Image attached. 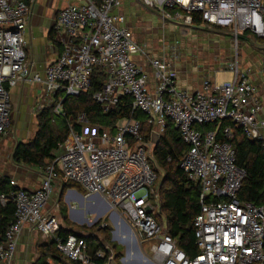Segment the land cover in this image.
I'll return each instance as SVG.
<instances>
[{
  "label": "built area",
  "instance_id": "built-area-1",
  "mask_svg": "<svg viewBox=\"0 0 264 264\" xmlns=\"http://www.w3.org/2000/svg\"><path fill=\"white\" fill-rule=\"evenodd\" d=\"M69 1L57 12L54 23L59 55L40 73L33 72L26 61L24 31L30 5L0 0V141L11 118V88L20 83L36 85L39 100H46L54 114L63 115L62 101L88 93L93 70L101 68L105 81L92 99L103 113L129 97L132 112L146 116L151 132L161 136L167 120L178 130L187 148L179 169L200 190V209L193 220L197 254L191 256L180 249L177 240L151 215L156 208L159 212L156 172L151 165L154 145L150 135L144 140L140 122L130 118L101 132L92 129L86 137L83 133L88 129L81 133L70 130L58 144V154L39 168L42 176L36 189L9 181V189L0 192V206L12 203L14 219L0 234V264H14L25 229L54 242L59 258L47 257L46 264H62L61 256L72 264H127L108 243L91 248L80 235L59 236V204L47 210L53 181L78 185L85 198L99 197L107 210L99 212L101 208L94 204L96 214L91 223L86 222L98 224L105 214L113 218L116 238L139 246L141 264H264V205L239 200L246 171L238 166L230 142L233 128H237L247 139L258 142L264 153V117L249 71H242L236 58L227 65L231 81L218 83L205 77L198 89H182L176 84L175 63L180 59L176 46L163 48L160 55H148V44H137L125 25L121 0ZM137 1L163 22L228 31L235 44L240 35L264 38V0ZM137 57L148 59V71L137 64ZM224 121L228 124L218 135ZM76 124H88L86 116L80 114ZM211 124L217 129H198ZM106 227V223L99 224V229ZM145 244H149V256L142 252Z\"/></svg>",
  "mask_w": 264,
  "mask_h": 264
},
{
  "label": "trees",
  "instance_id": "trees-1",
  "mask_svg": "<svg viewBox=\"0 0 264 264\" xmlns=\"http://www.w3.org/2000/svg\"><path fill=\"white\" fill-rule=\"evenodd\" d=\"M194 23L198 25V22ZM104 81L105 75L102 69L95 68L91 77L90 91L86 94L81 93L74 97L65 98L61 104L63 115L54 114L53 107L43 109L36 116L37 130L33 138L27 142H18L15 145L11 154L13 163L38 168L45 167L53 159V152L57 149L58 144L67 138L70 130L76 133L82 132V126L76 124V119L80 114H84L88 126L98 132L106 128H113L123 120L136 119L141 124V134L144 140H147L151 132V126L147 124V118L143 113L139 111L132 112L129 97L121 98L116 107L109 113H103L100 106L94 102L92 94L101 89ZM227 124L225 121L221 123L218 135H220V129ZM215 128L216 124H211L203 126L202 130H215ZM230 142L236 151L238 166L246 171V178L238 195L239 200L250 202L256 206L264 205V153L259 143L247 139L237 128H233V138ZM186 149L178 130L174 128L173 122L167 120L159 143L152 150L154 162L151 165L156 172L154 189L159 202L157 222L177 240L180 249L188 255L194 256L197 254V249L193 220L200 209V190L197 185L187 181L185 175L179 169V163ZM161 174V182L157 188ZM9 181L8 177L0 174V192L9 189ZM63 188L64 190L77 189L82 192L80 187L72 182H66ZM59 202V212L62 210L66 215V207L62 204L61 199H59ZM13 219L14 206L12 203L4 207L0 206V234L4 232ZM99 230L104 231L106 239L109 240L107 232L110 228L106 227ZM67 233H69L67 230L61 228L59 236L64 237ZM84 238L89 247L96 248L93 247L96 246L93 236ZM101 245L99 243L98 247ZM37 249L39 258L33 264H46V262L40 263L39 259L41 258L44 260L47 257L56 260L59 258L54 242L38 245ZM120 257H122V254L117 252V258Z\"/></svg>",
  "mask_w": 264,
  "mask_h": 264
},
{
  "label": "rangeland",
  "instance_id": "rangeland-1",
  "mask_svg": "<svg viewBox=\"0 0 264 264\" xmlns=\"http://www.w3.org/2000/svg\"><path fill=\"white\" fill-rule=\"evenodd\" d=\"M130 0H121V9L124 5ZM138 6V8L132 14H128L126 18L125 25L130 29L133 34V38L136 40V43L141 45L142 42H146L150 44L153 49H161L170 48L171 46L178 47L180 51V59L181 61H189L198 62L202 64V66L207 67L211 70V72H217L216 78L218 83H222L225 81L232 80V73L227 70V65L237 58L239 68L242 71H247L246 67L251 61H254L256 56L254 49H259L258 52L262 53L264 56V38L257 40L253 38L244 39L243 36H239L236 44L233 41V38L230 37V33L228 31H218V30H208L206 28L193 29V28H185L179 24H170L167 22H163L159 19V16L154 11L147 10L143 8L137 0H134ZM172 13V11H171ZM197 27V26H194ZM186 31V33H185ZM159 41H163V44H160ZM236 45V52H235ZM261 49V50H260ZM27 53V52H25ZM258 56V55H257ZM261 62H264L263 58H258ZM195 60V61H194ZM10 90V89H9ZM31 103V102H30ZM27 103L22 99H17L15 93L11 95L10 98V121L7 129V134L0 141V173L2 170H5L7 166L11 165V154L18 142H27L33 138L36 130V116L43 110L47 108H52V106L47 103L44 104L46 108L38 109L34 111V114L37 115H29L27 114L26 108ZM36 112V113H35ZM82 129H88L89 132L87 134L83 133V136H87L91 132V127L88 124H81ZM199 130H202V127H198ZM217 129V126L215 130ZM98 147H102L97 144ZM58 152L54 151L53 156L57 155ZM162 178V174L158 179L157 188L160 185ZM56 181L52 182V185L55 184ZM77 192V191H76ZM52 193L55 194V198H58L59 190L52 187ZM78 194H81L77 192ZM52 195V194H51ZM52 197V196H50ZM71 200L69 204L65 203V196H63L62 202L66 204V210L68 211L66 215L61 210L56 214L58 224L62 229L67 230L69 233H73L75 235H80L83 237L93 236L95 238L96 246L101 243L102 245L108 244L113 246L117 252L122 254V258H127V253L132 251L134 255V261L128 264H139L141 261L138 258L139 246L132 245L129 242H120L116 238L117 231L114 229L115 223L113 218L108 217L105 214L103 217L99 219L100 223L93 224L89 226L86 222L89 221L91 223L94 218L95 212H83V221L79 222L72 219L69 215L70 207H77L76 210H79V201L82 202L80 198H77L76 195H71ZM152 206L156 207L157 203L154 198L150 200ZM86 201H83V209L87 208L91 210L93 208V204L85 207ZM95 211V210H93ZM76 215V214H75ZM74 215V216H75ZM152 217L157 221L158 219V210L156 208L155 212L151 213ZM66 217V219H65ZM91 219V220H90ZM106 223L110 230L107 232L109 234V240L106 239V233L104 231L99 230V224ZM34 247L31 249H20L21 256L24 257V264H33L38 258V249L37 246L39 243L49 242L40 237V234L36 232ZM142 252L149 256V244H145L142 247ZM32 261V262H31ZM40 263L45 262L43 258L39 259ZM56 261V260H55ZM60 261L62 264H72L68 260H66L63 256L60 257ZM57 262V261H56ZM18 260L15 259L14 264H18ZM141 264V263H140Z\"/></svg>",
  "mask_w": 264,
  "mask_h": 264
},
{
  "label": "crops",
  "instance_id": "crops-1",
  "mask_svg": "<svg viewBox=\"0 0 264 264\" xmlns=\"http://www.w3.org/2000/svg\"><path fill=\"white\" fill-rule=\"evenodd\" d=\"M25 1L30 5V16L26 25V29L24 31V38L26 40V61L33 72H42L44 68L52 63L60 52V45L54 39V23L56 19L57 12L70 4L69 0H20ZM138 8L136 2L134 0L128 1L122 9L120 8V12L127 17L128 14H133L134 11ZM135 40V39H134ZM136 41V40H135ZM160 44H163V41H159ZM177 50L179 51L178 47ZM257 50V51H255ZM259 49H254L256 56L254 61H251L247 64L246 70L249 71V79L255 87L256 93L259 97L262 112L261 116L264 117V62H261L258 58H263L262 53L258 52ZM261 50V49H260ZM148 55H160L162 54V49H153L150 44H148ZM180 52V51H179ZM258 55V56H257ZM137 64L144 70H149V63L146 57H137L135 59ZM195 61V60H194ZM175 70L177 72L176 84L178 87L187 90H196L200 87L202 79L205 77H210V79L216 78L217 72H211L202 64L198 62L189 61H181L179 59L175 63ZM150 84H152L150 82ZM11 95L15 93L17 99H22L26 102L27 114L29 115H37L34 114V111H37V106L40 104L43 106L46 100H39L40 89L34 84L20 83L15 87L11 88ZM31 102V103H30ZM36 113V112H35ZM11 165L7 166L5 170L1 171L2 176H6L9 180L13 179L17 182L18 186L27 190L36 189L40 184L41 179V171L38 167L30 166V165H22L13 163L12 159ZM66 182L57 181L55 182L54 190H59L58 198H55V194L52 193V197H50L47 210L52 211L54 204L60 203L59 199H63L65 196V203L69 204L71 200V195H81L83 197L82 202L79 201V210H76L77 207L69 208V215L71 214V218L76 221H83V212L89 213L94 212V207L91 210L85 208L83 209V201H86L85 207H88L93 204H98L103 212L107 210V207L100 202L99 197H94L93 199L85 198L83 192L78 191L77 189H66L64 190L63 186ZM81 193L78 194L77 192ZM91 202V203H90ZM64 202L62 204L66 206ZM66 210V214H67ZM76 214V215H75ZM75 215V216H74ZM37 234L32 233L29 230L25 229L18 242L17 252H16V260H18V264H24V257L20 254V249H29L33 248L36 243L35 237ZM41 237V236H40ZM44 239V238H43ZM45 240V239H44ZM49 243V242H45ZM39 243V245L45 244ZM117 255V251L115 250ZM135 255V254H134ZM138 258H141L140 253L138 252ZM32 262V261H31Z\"/></svg>",
  "mask_w": 264,
  "mask_h": 264
},
{
  "label": "water",
  "instance_id": "water-1",
  "mask_svg": "<svg viewBox=\"0 0 264 264\" xmlns=\"http://www.w3.org/2000/svg\"><path fill=\"white\" fill-rule=\"evenodd\" d=\"M159 139H160V135L157 132H155V131L151 132V134H150V142L154 146H156L159 143ZM78 196H79V198L81 200L83 199V197L81 195H78ZM94 197L95 196H92V197H90V199H93Z\"/></svg>",
  "mask_w": 264,
  "mask_h": 264
},
{
  "label": "bare ground",
  "instance_id": "bare-ground-1",
  "mask_svg": "<svg viewBox=\"0 0 264 264\" xmlns=\"http://www.w3.org/2000/svg\"><path fill=\"white\" fill-rule=\"evenodd\" d=\"M95 212V211H94ZM96 214V213H95ZM100 214V213H99ZM134 253L132 251L128 252L127 258L125 259V262L130 263L132 261H134ZM140 262V261H139ZM140 264V263H139Z\"/></svg>",
  "mask_w": 264,
  "mask_h": 264
}]
</instances>
